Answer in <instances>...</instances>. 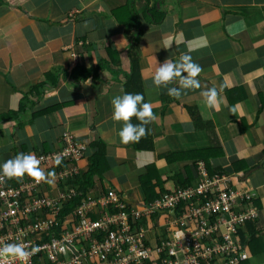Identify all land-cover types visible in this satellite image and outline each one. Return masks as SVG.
Returning a JSON list of instances; mask_svg holds the SVG:
<instances>
[{
  "label": "crops",
  "instance_id": "crops-1",
  "mask_svg": "<svg viewBox=\"0 0 264 264\" xmlns=\"http://www.w3.org/2000/svg\"><path fill=\"white\" fill-rule=\"evenodd\" d=\"M182 53L200 66V87L170 96L152 77L166 58ZM131 54L155 117L152 152L122 143L121 122L111 118L110 101L124 91ZM52 69L56 85H42ZM167 87L180 88L179 78ZM209 88L216 89L214 107L201 95ZM19 106L16 119L0 120V163L21 152L58 150L69 132L88 146L79 164L85 169L99 139L104 183L133 206L143 201L142 168L153 164L171 191L175 173L190 165L166 164L159 159L166 150H220L212 168L244 162L246 170L231 174L234 186L256 191L261 208L241 264H264V0H0V116ZM242 233L249 238L247 228Z\"/></svg>",
  "mask_w": 264,
  "mask_h": 264
},
{
  "label": "built area",
  "instance_id": "built-area-1",
  "mask_svg": "<svg viewBox=\"0 0 264 264\" xmlns=\"http://www.w3.org/2000/svg\"><path fill=\"white\" fill-rule=\"evenodd\" d=\"M63 139L61 149L35 156L44 179L0 174V246L20 243L28 252L23 260L0 256V264H240L247 259L237 231L258 220L257 193L235 188L231 174L209 176L201 164L194 186L149 204L129 205L110 189L67 210L77 194L65 183L77 175L87 148L68 133ZM59 160L75 164L54 169ZM60 255L65 259L58 260Z\"/></svg>",
  "mask_w": 264,
  "mask_h": 264
},
{
  "label": "trees",
  "instance_id": "trees-1",
  "mask_svg": "<svg viewBox=\"0 0 264 264\" xmlns=\"http://www.w3.org/2000/svg\"><path fill=\"white\" fill-rule=\"evenodd\" d=\"M158 21L159 20L157 19L156 22ZM134 34L135 32L133 33V36L131 37V40H132L131 47L133 49L136 48V44H138L137 37H134ZM130 60H131L130 61L131 70H130V73L126 76L127 78L123 85L124 92H131V93L139 92L143 95V98H144V93H143V88H142L143 86L141 83L140 73H137V57L135 56V54H131ZM81 71H83L82 67L75 68V72H81ZM55 78H56V70L55 69L49 70L48 72L45 73V78L41 84L45 85L47 81H51L53 82L52 83L53 85H56ZM38 85L40 86V84ZM37 86H35L34 88L36 89ZM21 106H19V108L16 111H10L7 114H3L2 116H0V120L8 121L10 119H16L18 117V112H20L22 109ZM187 110L194 124H196L198 121L200 122V118L195 109L193 108L190 109L187 107ZM131 122L134 124L139 123L135 119V117L131 118ZM152 127H153V120L148 125H146V134L142 136L138 142H132L133 144L132 146L134 147L136 151L138 152L139 151L140 152L141 151H150V152L153 151V144H152L153 129ZM64 133H68L69 135L72 136V138H75L69 132H64ZM63 134L61 135V142H62L61 147H63V140H64ZM86 147L88 148L87 145ZM90 147H94L95 150L87 158V161H88L87 168L84 169L82 168V166L79 165L81 162L83 161L85 162L86 160V152H85L84 156L80 158V160L77 162V165L79 168L77 175H75L70 181L65 183L75 188V191L77 194L76 198L72 200L71 202H69L67 206V210L79 205L80 202L86 201L87 197L90 195L96 198H99L102 194H106L107 190L111 189V190L116 191L114 187L109 186V185L107 186L103 181L104 180L103 176L107 172V167L105 166V162L103 160V157H104L103 143L99 139H97L93 143H91ZM47 153H50V152L40 151L38 153L36 152L33 155L36 156V155L47 154ZM184 153H189V154H185V155L183 153L178 154V153L170 152L169 150H166L160 154L159 159L163 160L166 164L167 162L169 163L170 161L181 163V162H184L186 159H188V161L186 162L190 163V165L186 164L184 166V168L182 169L183 172L175 173L173 180L177 181V183H175V188L171 191L164 189L163 181L160 180L159 175H158V170L155 168L153 164H149L145 166L144 168H142V170L140 171L138 175V183H139V189L141 190V194L143 195L142 202L144 204H149L156 200H160L166 194L174 193L178 188H187L190 186H194L197 182L196 171L198 172V167L201 164L205 166V170L209 176L218 175V174L219 175H222V174L236 175L240 171L246 170V167H245L246 165L244 164V162H241V161L232 162L228 168H220V167L212 168L213 166L210 163V158L218 157L221 154L220 150H213V154L211 153V151H208V150H199V151H191V152H184ZM219 157H221V155ZM68 164H71L73 166L75 162L73 164L71 162L59 160V161L54 162L53 167L54 169H56L58 167L67 166ZM233 183H235L234 179H233ZM253 204L257 206V208L259 209V213H260L261 202L258 200H255L253 201ZM182 207L183 206H180L179 210H182ZM110 212H113V211L110 210ZM101 214L102 212L96 214V216H93V219L99 217ZM152 220L153 218L151 217L150 219L145 220V223H147L148 226H151L153 224ZM253 224L254 223H250V224L246 223L242 227L244 229L239 228L237 231V237L239 239V243H240L239 245L241 249H244V247L248 249L250 242L255 241V238H254L255 228ZM245 228H247L248 233H250V235L248 236L249 237L248 239L242 233V231L244 232ZM151 234H152V231H151ZM156 242L158 243V241ZM64 259H65L64 256L61 257L60 255L58 257V260H64Z\"/></svg>",
  "mask_w": 264,
  "mask_h": 264
},
{
  "label": "clouds",
  "instance_id": "clouds-1",
  "mask_svg": "<svg viewBox=\"0 0 264 264\" xmlns=\"http://www.w3.org/2000/svg\"><path fill=\"white\" fill-rule=\"evenodd\" d=\"M200 72V66L193 62L191 56L187 53H182L178 60L170 61L166 58L162 64L157 66L152 77V84L157 87H166L167 94L175 96L180 94L181 88H199L200 82L196 77ZM174 78H179L180 88L167 87ZM201 95L210 107H214L217 95L215 88L206 89L201 92ZM110 103L112 120L121 122L117 132L120 141L122 143L138 142L146 134V125L155 118L151 105L144 101L141 93L124 92L123 90H121V94L114 95ZM132 117H135L139 123H132ZM39 164V159L34 155L22 152L17 153L14 158L0 163V174L9 178L27 174L36 180H41L45 178V173L38 167ZM0 256H11L23 260L28 256V252L20 243H9L0 246Z\"/></svg>",
  "mask_w": 264,
  "mask_h": 264
},
{
  "label": "water",
  "instance_id": "water-1",
  "mask_svg": "<svg viewBox=\"0 0 264 264\" xmlns=\"http://www.w3.org/2000/svg\"><path fill=\"white\" fill-rule=\"evenodd\" d=\"M248 174H249V172H247V173L245 174V176L247 177ZM171 213H173V212H171Z\"/></svg>",
  "mask_w": 264,
  "mask_h": 264
},
{
  "label": "rangeland",
  "instance_id": "rangeland-1",
  "mask_svg": "<svg viewBox=\"0 0 264 264\" xmlns=\"http://www.w3.org/2000/svg\"><path fill=\"white\" fill-rule=\"evenodd\" d=\"M257 200V199H256Z\"/></svg>",
  "mask_w": 264,
  "mask_h": 264
}]
</instances>
